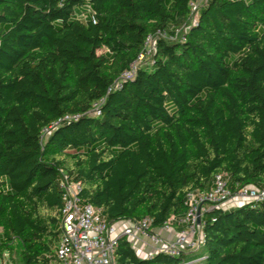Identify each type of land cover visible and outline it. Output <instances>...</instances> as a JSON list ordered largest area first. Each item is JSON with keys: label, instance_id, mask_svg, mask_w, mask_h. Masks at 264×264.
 Here are the masks:
<instances>
[{"label": "trees", "instance_id": "trees-1", "mask_svg": "<svg viewBox=\"0 0 264 264\" xmlns=\"http://www.w3.org/2000/svg\"><path fill=\"white\" fill-rule=\"evenodd\" d=\"M192 1L0 0V263L55 264L63 175L109 223L151 228L218 173L264 188V0H206L189 23ZM187 24L120 79L150 34ZM203 232L151 258L122 236L114 259L264 264V201L210 210Z\"/></svg>", "mask_w": 264, "mask_h": 264}, {"label": "built area", "instance_id": "built-area-1", "mask_svg": "<svg viewBox=\"0 0 264 264\" xmlns=\"http://www.w3.org/2000/svg\"><path fill=\"white\" fill-rule=\"evenodd\" d=\"M206 0H196L190 3V18L194 22L198 11ZM170 41L182 40L179 31L170 33L158 30L150 34L144 44V50L131 67L123 72L120 79L133 78L142 65L151 63L156 51L158 39ZM93 113L100 114L99 105H94ZM78 115H64L55 124L62 120L76 119ZM52 128L45 129L48 132ZM62 189V220L60 224V238L55 246V264H116L114 254L118 239L122 236L128 238H147L153 246V252L145 255L151 258L157 252L179 256L182 252L199 249L204 241V218L214 208H224L226 202L238 199L243 203H260L264 201V188L243 186L234 191L228 183L225 173H218L214 177L210 189L195 190L186 196L187 210L181 216H172L161 227L169 230L178 226L175 238L164 239L151 228L152 220L144 218L140 221L125 220L129 224L120 228L118 223H109L102 210L90 203L83 202L80 197L81 184L79 181L69 179L63 175L60 179ZM185 260L180 264H196L203 260Z\"/></svg>", "mask_w": 264, "mask_h": 264}, {"label": "crops", "instance_id": "crops-1", "mask_svg": "<svg viewBox=\"0 0 264 264\" xmlns=\"http://www.w3.org/2000/svg\"><path fill=\"white\" fill-rule=\"evenodd\" d=\"M239 204H243V202L234 198V199H231L230 201L226 202L224 205V208L229 209V208H232V207L239 205ZM128 224L129 223L127 221H122V222L118 223V225L120 226L121 229H122V227L127 226ZM178 229H179L178 226H173L169 230H164V229L161 230V228H155V231L157 234H160L164 239L171 240V239L175 238V236L178 232ZM128 239L140 257H144L148 253L153 252V246L150 244V242L147 240V238L141 239L138 237H133V238H128Z\"/></svg>", "mask_w": 264, "mask_h": 264}, {"label": "rangeland", "instance_id": "rangeland-1", "mask_svg": "<svg viewBox=\"0 0 264 264\" xmlns=\"http://www.w3.org/2000/svg\"><path fill=\"white\" fill-rule=\"evenodd\" d=\"M191 22H192V20L189 21V23H191ZM188 27L189 26L187 24L186 26L184 25V26H181L180 28H178L180 36L183 35V33H185V31L188 29ZM14 246H15L17 252H18L19 249H20L19 243L15 242ZM16 257H18V255H16ZM0 264H11L10 260H9V256L7 254L4 256V258H3V260H2V262Z\"/></svg>", "mask_w": 264, "mask_h": 264}]
</instances>
